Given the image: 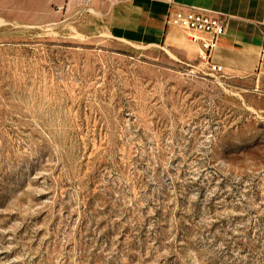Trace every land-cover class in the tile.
<instances>
[{
    "label": "rangeland",
    "instance_id": "1",
    "mask_svg": "<svg viewBox=\"0 0 264 264\" xmlns=\"http://www.w3.org/2000/svg\"><path fill=\"white\" fill-rule=\"evenodd\" d=\"M116 2L0 0V264H264V75Z\"/></svg>",
    "mask_w": 264,
    "mask_h": 264
},
{
    "label": "crops",
    "instance_id": "2",
    "mask_svg": "<svg viewBox=\"0 0 264 264\" xmlns=\"http://www.w3.org/2000/svg\"><path fill=\"white\" fill-rule=\"evenodd\" d=\"M195 4L222 12L224 32L211 52L222 69L264 75V0H125L110 6V27L122 37L159 42L173 26L165 22L168 11Z\"/></svg>",
    "mask_w": 264,
    "mask_h": 264
},
{
    "label": "built area",
    "instance_id": "3",
    "mask_svg": "<svg viewBox=\"0 0 264 264\" xmlns=\"http://www.w3.org/2000/svg\"><path fill=\"white\" fill-rule=\"evenodd\" d=\"M223 13L208 7L187 4L169 11L165 22L181 28L188 40L198 46V55L211 69H222L221 64L213 62L211 52L217 37L224 32Z\"/></svg>",
    "mask_w": 264,
    "mask_h": 264
}]
</instances>
